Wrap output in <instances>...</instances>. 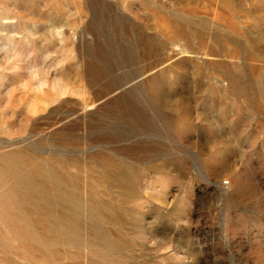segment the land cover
Instances as JSON below:
<instances>
[{"label":"rangeland","instance_id":"374dc122","mask_svg":"<svg viewBox=\"0 0 264 264\" xmlns=\"http://www.w3.org/2000/svg\"><path fill=\"white\" fill-rule=\"evenodd\" d=\"M0 264H264V0H0Z\"/></svg>","mask_w":264,"mask_h":264}]
</instances>
